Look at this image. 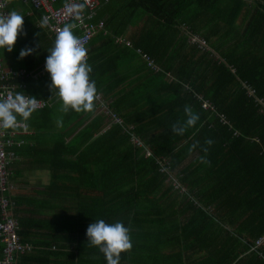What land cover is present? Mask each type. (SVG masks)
I'll list each match as a JSON object with an SVG mask.
<instances>
[{"label": "trees", "instance_id": "1", "mask_svg": "<svg viewBox=\"0 0 264 264\" xmlns=\"http://www.w3.org/2000/svg\"><path fill=\"white\" fill-rule=\"evenodd\" d=\"M99 1L92 22L103 28L86 60L106 114L58 108L45 67L56 36L38 25L40 10L11 0L32 9L12 52L34 50L13 67L27 70L26 92L48 102L30 118L60 125L43 194L10 190L8 213L29 245L15 264H107L86 234L100 219L130 229L120 264H264V245L255 246L264 237V0ZM185 106L199 120L178 135ZM85 115L86 125L67 129ZM4 248L0 233V258Z\"/></svg>", "mask_w": 264, "mask_h": 264}, {"label": "clouds", "instance_id": "2", "mask_svg": "<svg viewBox=\"0 0 264 264\" xmlns=\"http://www.w3.org/2000/svg\"><path fill=\"white\" fill-rule=\"evenodd\" d=\"M47 24V20L42 21V26L46 27ZM73 28L74 25H66L59 30L53 47L48 50L49 55L46 58L45 67L51 76V88L58 90L65 112L69 109L76 112H87L93 110L94 107L95 110L100 111L102 109L101 112L106 114L109 110L102 104L101 96L100 100L97 101L96 85L90 79L92 68L86 60V47L74 35ZM23 31L24 16L22 14L13 10L7 15H0V49H7L11 52L18 36ZM24 34L26 35V33ZM33 51L32 48L21 49L19 59L25 58ZM23 94L28 95L26 85L20 93L14 96L9 94L7 98H0V127L4 129L15 128L17 116L23 120H28L32 112L36 110V99ZM184 112L187 116L186 121L183 124L177 122L172 125L173 132L178 135H183L187 128L194 127L199 120V115L194 113L190 106H185ZM205 143L211 145L213 141L208 139ZM196 146L194 144L192 148L194 149ZM191 150L189 149V151ZM204 151L207 152V148ZM202 162L207 161L202 158ZM129 233L130 229L122 222L109 224L100 219L89 225L86 234L90 245L99 247L104 254L107 264H120L121 253L130 251L133 246Z\"/></svg>", "mask_w": 264, "mask_h": 264}, {"label": "built area", "instance_id": "3", "mask_svg": "<svg viewBox=\"0 0 264 264\" xmlns=\"http://www.w3.org/2000/svg\"><path fill=\"white\" fill-rule=\"evenodd\" d=\"M9 2L10 0H0V15L8 14ZM22 2L30 3L33 8L41 11L38 25L42 26V21L47 20L48 24L46 27L43 26V28L51 35L56 36L57 32L66 25H74L73 33L80 39L84 47L90 42L93 35L103 28L102 20L95 23L92 22L95 11L100 5L99 0H22ZM122 40V38H117V41ZM192 42L197 43L201 48L206 47L205 40L201 38L193 37ZM136 51L141 53L139 49ZM141 55L151 70H158L151 57L145 53H141ZM27 75L25 69L8 67L0 58V98H7L9 94L14 96L20 93L19 89L25 87L22 80ZM16 78L18 82L15 80ZM23 95L28 96L26 94ZM34 98L37 102L36 110L47 106L48 102L46 100L38 97ZM96 99L97 101L100 100L98 93L96 94ZM201 102L203 109L210 107L207 102L203 100ZM259 103L264 108V102L259 100ZM19 134L28 135L27 126L23 122L17 121L15 128L4 129L0 127V233L2 242L5 244L0 264H15L17 252L22 253L24 250L29 249V245H23L18 241V236H16L17 223L8 213L11 206L10 190L12 189L9 182L11 175L9 168L12 161L16 158L11 148L25 144L24 140L13 139L14 136H19ZM263 244L264 238L255 242L256 247Z\"/></svg>", "mask_w": 264, "mask_h": 264}, {"label": "crops", "instance_id": "4", "mask_svg": "<svg viewBox=\"0 0 264 264\" xmlns=\"http://www.w3.org/2000/svg\"><path fill=\"white\" fill-rule=\"evenodd\" d=\"M11 0L9 2V6H11ZM29 4L30 3H25ZM32 7V6H31ZM17 12L22 14L24 16V19L32 14V9H28L27 11L23 10L22 6H17ZM6 55L4 56L6 61V66L12 67L14 69H21L24 68L21 67H13V63L18 60L16 58L17 52H9L6 49ZM2 59V56L0 57ZM96 56H94V59ZM57 96L58 108H60L63 113H66L63 110V103L61 99L59 98L58 93L54 94ZM69 109L67 112L70 113ZM101 112V111H100ZM98 112H93L92 115H96ZM92 119V116L85 115V117L82 118L84 120V123L80 121V123L70 124L68 126V130H73L74 133L76 130L82 128L84 125H86L90 120ZM17 121L23 122L27 126V133L28 135L23 136L19 134V136H14V140H24V145L17 147L14 146L11 148V151L15 154L16 158L12 161L9 171L11 172L10 176V184L13 187V192L16 187L18 188L19 185L24 186L25 184L28 185L27 187H33L36 188L38 195L40 196L43 194L44 188L47 184L50 182V176L54 173V169L51 168L52 161L56 160V156L51 152L54 147L59 146L60 141L56 140L53 137V131H58L60 129V125L56 122H51L50 118H44L41 116L32 117L28 120H23L22 118H18ZM81 124L82 126L80 127ZM72 131V132H73ZM68 141H65V143L69 142L71 140L70 133L68 134ZM30 137V138H26ZM41 137V138H40ZM40 138V139H39ZM51 139V141H50ZM19 148V149H18ZM17 149V150H16ZM22 152L21 155L19 153ZM65 160V157L63 158ZM50 168H49V167ZM21 188V187H19ZM16 191V190H15ZM40 194V195H39ZM53 206V205H52ZM54 212L57 209L51 208Z\"/></svg>", "mask_w": 264, "mask_h": 264}, {"label": "rangeland", "instance_id": "5", "mask_svg": "<svg viewBox=\"0 0 264 264\" xmlns=\"http://www.w3.org/2000/svg\"><path fill=\"white\" fill-rule=\"evenodd\" d=\"M17 11V6L15 7H11V6H8L7 8V11L10 12V11ZM19 59V58H18ZM27 93V92H26ZM28 94V93H27ZM29 96H31L30 94H28ZM31 97H35V96H31ZM100 108V107H99ZM101 109V108H100Z\"/></svg>", "mask_w": 264, "mask_h": 264}]
</instances>
